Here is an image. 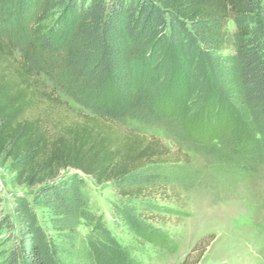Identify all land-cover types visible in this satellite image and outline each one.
I'll return each mask as SVG.
<instances>
[{"label": "trees", "instance_id": "16d2710c", "mask_svg": "<svg viewBox=\"0 0 264 264\" xmlns=\"http://www.w3.org/2000/svg\"><path fill=\"white\" fill-rule=\"evenodd\" d=\"M53 17L44 42L60 49L66 94L93 113L49 86L33 44L0 29V166L27 189L0 208V264H140L97 221L87 178L113 186L116 221L134 230L129 246L177 252L171 221L185 215L177 200L200 170L181 145L127 123L176 126L220 161L256 154L245 143L263 140L253 119L264 125V0H37L36 24ZM159 79L170 82L163 95ZM179 168L188 182L167 176ZM100 230L109 250L97 248Z\"/></svg>", "mask_w": 264, "mask_h": 264}, {"label": "rangeland", "instance_id": "374dc122", "mask_svg": "<svg viewBox=\"0 0 264 264\" xmlns=\"http://www.w3.org/2000/svg\"><path fill=\"white\" fill-rule=\"evenodd\" d=\"M36 7L37 0H4L0 3V29L24 46L33 44L41 62L43 78L49 86L59 90L72 106L93 113L90 107L78 104L66 94L64 87L68 77L58 58L60 49L50 50L44 42L55 19L36 24ZM229 29H234L232 22ZM168 85L169 80L159 79L158 94L163 95ZM199 107V103L194 104L185 117L193 120L199 113ZM253 122L256 131L262 128L263 140L245 143L257 152L254 155L253 152H242L247 158L242 162L241 155H235L232 161H220L217 154H205L183 138L176 126L169 127L158 121H128V126L140 133L159 136L170 145H181L190 152L193 167L200 170L202 178L197 181L200 184H194V189L183 190L181 200H177L185 206V215L171 221L170 231L176 233L179 245L177 252L159 257L150 245L129 246L133 243L134 230L130 224H118L116 221L114 211L118 202L113 186L98 185L87 178L84 192L90 199L97 221L106 226L118 242L128 246L129 256L140 264H180L186 258L190 264H264V125L260 117L254 118ZM241 162L242 165L239 164ZM166 174L176 182H184L182 168L170 169ZM26 191V188L13 183L6 167L0 166V208L5 211L12 208L14 196ZM159 202L161 205L169 203L164 199H159ZM130 219L140 222L136 214ZM145 228H151L149 222H145ZM81 232L89 235L93 233V227L83 225ZM97 234L101 236L100 240L97 239V248L109 250V242L104 240L101 230Z\"/></svg>", "mask_w": 264, "mask_h": 264}]
</instances>
